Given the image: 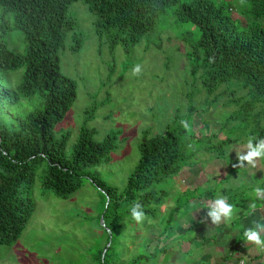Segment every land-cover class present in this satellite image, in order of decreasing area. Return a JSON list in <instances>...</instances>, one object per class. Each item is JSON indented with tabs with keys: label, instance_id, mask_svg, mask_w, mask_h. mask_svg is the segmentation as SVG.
I'll return each mask as SVG.
<instances>
[{
	"label": "trees",
	"instance_id": "obj_1",
	"mask_svg": "<svg viewBox=\"0 0 264 264\" xmlns=\"http://www.w3.org/2000/svg\"><path fill=\"white\" fill-rule=\"evenodd\" d=\"M75 1L79 0H0L3 7L1 33L18 29L23 32L26 43V51L20 54L0 39V71H13L24 66L16 95L5 96L4 100L10 105L20 98L35 96L40 104L28 114L14 118L18 128L13 129L0 120V245L13 244L24 230L34 208L36 180L41 192L52 193L58 198L69 197L90 181L100 190L105 228L108 227L105 217L113 226L122 220L137 222L130 211L137 202L143 206L146 219L156 221L162 210V200L168 193L159 184L168 177L179 175L184 169L194 168L200 161L196 159L200 152L210 155V158H224L225 145L237 141L231 136L220 139L218 132L208 135L196 130L191 116L197 108L193 105L189 107L187 116L175 117L160 132L152 134L149 128L143 130L138 162L122 189L106 186L95 177H86L82 173L85 168L97 167L110 160L109 152L115 147L119 132H108L103 140H95L93 129L86 126L94 109L90 106L86 109L77 142L69 156L65 154L69 133L62 132L59 137L54 134L55 125L64 118L77 95L76 81L63 74L60 68V53L66 47L67 34L73 31L69 44L72 51L79 50L83 43L75 31V19L68 15L69 6ZM80 1L97 15L95 31L98 39L107 40L112 49L121 44L127 50L138 43L143 34L155 27L167 8L172 9V15L178 21L191 22L200 32L197 37H191L190 30L173 32L187 46L184 56L191 66V73L200 72L205 106L210 107L219 98L226 97L222 105L229 107L234 104L237 107L224 116L225 125L229 120L242 118L247 121V135L254 144L264 139V127L256 131L249 127L248 122L255 123L253 126L257 127L261 125L259 118L264 116V25L252 19L243 24L228 11L231 4L228 0ZM242 2L241 12L246 16H264V0ZM9 13L12 21L7 16ZM160 43L156 44L158 48ZM182 120L188 122L187 129L182 126ZM223 129L220 126L219 131ZM230 168L228 175L220 179L221 183L231 177L237 165L232 164ZM221 183L218 187H199L198 193L184 188L177 192L182 195L176 199V206L167 214L157 234L146 237L141 251L117 264H151L167 254L164 239L168 237L176 211L198 195L205 201H213L216 194L227 197L234 209H245L230 223L231 229L237 230L232 238V252L229 256L219 257L218 264H226L231 257L237 258L249 242L245 236L248 228L243 227L240 221L250 213L251 210L247 209L252 205L248 200L252 197L244 192L242 185L230 187ZM181 199L185 202H179ZM195 227L196 224L190 226L191 229ZM111 230L110 234L105 231L104 236L92 245L90 264H116L123 259L124 250L117 252L112 240L107 244L114 232ZM188 232V235L175 236L173 241L198 239L206 244L215 238V234L199 237L191 235L192 231ZM153 238L157 243L152 247ZM189 254L184 252L183 258ZM253 259L255 257L249 261Z\"/></svg>",
	"mask_w": 264,
	"mask_h": 264
},
{
	"label": "rangeland",
	"instance_id": "obj_2",
	"mask_svg": "<svg viewBox=\"0 0 264 264\" xmlns=\"http://www.w3.org/2000/svg\"><path fill=\"white\" fill-rule=\"evenodd\" d=\"M239 1L243 3L242 0ZM241 3L228 0V11L233 17H238L243 24L252 19L255 23L264 25V16L254 18L242 13ZM2 11L3 7L0 5V14ZM68 15L75 19V31L80 34L83 43L79 50L72 51L69 44L73 31L67 34L66 47L60 53V68L63 74L76 81L77 95L64 118L55 125L54 134L59 137L62 132L69 133L65 146V154L69 156L77 142L86 109L90 106H94V109L90 112L92 114L86 126L93 129L95 140H103L108 132H119L115 147L109 152L110 160L97 167L85 168L82 173L86 177H95L106 186L122 189L138 162L143 130L149 128L152 134L160 132L175 117L187 116L189 107L193 105L197 108L196 113L191 116L196 130L208 135L218 132L220 139L231 136L237 138V141L225 145L224 158H210V155L200 152L196 156L200 161L193 169H184L179 175L168 177L159 184L168 193L162 200V210L156 221L146 219L145 216L142 222L122 220L115 222L113 226L105 217L108 226L105 228L103 219L101 220L103 214L100 190L90 181L85 182L69 197L58 198L52 193L41 192L39 181L36 180L32 214L13 244L0 245V264H90L89 251L92 245L100 236H104L105 231L110 234L111 229L114 232L107 244L112 240L117 252L125 251L123 259L116 262L121 263L141 251L142 241L146 237L157 234L167 214L176 206V199L182 195L177 192L193 183L210 182L215 184L214 187L220 186V179L228 175L232 164L237 165V168L227 181H222L223 185H242L244 192L252 197L248 203L255 207L261 206V209L255 210L256 215L263 212V218L257 217L253 227L257 222L264 224V203L256 201L260 196L264 200V189L261 195H257L255 191L260 185L258 176H263L261 182H264V158L258 159L255 166L247 162L241 166L237 158L238 153L246 151V144L250 139L245 124L247 121L236 118L225 125L224 116L237 107L234 104L229 107L222 105L226 97L219 98L210 107L205 106L200 72L191 73V66L184 56L187 46L173 32L190 30L191 37L195 38L199 35V30L189 21H178L172 15V9L167 8L155 27L143 34L138 43L127 50L121 44L112 49L107 40L98 39L95 31L97 15L82 1L73 2L68 8ZM7 16L12 21V14ZM23 36V32L18 29L4 34L0 31V39L20 54L26 51ZM158 43L159 48L156 45ZM136 64L142 66L139 75H133L132 72ZM23 71L24 66L13 71H0V120L13 129L19 127L18 123L13 122L17 115H26L33 108L40 107L39 99L35 96L20 98L17 103L10 105L4 100L5 96L16 95ZM259 119L261 125L255 127V123L248 121L249 127L256 131L264 127V116L261 115ZM220 126L224 128L222 132L219 131ZM217 196L216 194L215 198ZM205 200L204 197L203 200L200 199L205 202L201 206L199 202L189 200L176 211L171 226L178 235L185 225L204 221L198 213L203 210V214H207L210 200ZM179 202H185V199ZM224 223L226 221L219 225ZM260 231L263 234L264 229ZM196 232L203 233L195 229L194 234ZM164 240L167 242V254L151 264H185L179 260L177 245L171 242L169 236ZM156 243L157 239L153 238L151 246ZM187 248L188 245L184 243L183 249ZM250 250L254 256H263L262 261L256 264H264L263 249H256L254 246ZM253 255H247L246 258ZM239 263L253 264L247 260H240ZM189 264H198V260Z\"/></svg>",
	"mask_w": 264,
	"mask_h": 264
},
{
	"label": "crops",
	"instance_id": "obj_3",
	"mask_svg": "<svg viewBox=\"0 0 264 264\" xmlns=\"http://www.w3.org/2000/svg\"><path fill=\"white\" fill-rule=\"evenodd\" d=\"M258 177H260V181H259L260 185L258 188L263 190L264 189V182H261V180L263 179V176H258ZM199 182H201V181H199ZM214 185H215L214 183L202 182V183H198V184L193 183V185H187L186 188L185 187H183V188L186 189V191L194 190L196 193H198L197 188H199V187L209 188V187H214ZM261 193L262 192H260V195H261ZM198 196H199L198 198L193 199V200L199 202L200 206L204 205L205 202L200 201V199L203 200V197H201L200 195H198ZM262 198H263V196H260L257 198L256 201H260L263 204L264 200ZM200 202L203 204H201ZM211 202L212 201H209L208 205ZM263 206H264V204H263ZM260 207L253 208L252 206L251 207L249 206V209H251L252 212L249 213L247 216L243 217V219H241V220H243V223H241V221H240V223L243 225V227L245 226V228H251L254 226V220L257 217L263 218V212H262L263 209L261 211L262 212L261 215L257 216L255 213V210L257 208H260ZM243 211H245V209L241 210L239 208H235L234 213H237V214L234 217H232L230 220H227L226 223L219 225V224H212L210 218H207V214L201 215V210H200L198 214L201 217H203L202 220H204V221H202L201 223L192 222V223L185 225V227L182 230V233H180L179 235H178V232L171 226L170 230L168 231V236L170 237L171 242L175 243L178 247V249H176V251H179L178 253L180 254V257H179L180 262H183L185 264H189L190 262H192L194 260H198V264H218L219 263V261H218L219 257L229 256L230 253L232 252V250H231L232 238L237 234L236 229H231L230 223H231L232 219L238 217ZM205 217H206V219H205ZM181 219H183V217H181ZM221 222H224V220H222ZM193 224H196V227L194 229H191L190 226ZM195 229L201 230L203 233L196 232L194 234ZM188 231H192L191 235L194 234L195 236H199V237H201L203 235L211 236V235L215 234V238H214V240H211V241L207 242L206 244L201 243L198 239L195 241L186 240V239L181 240V241H176V242L173 241L172 238H174L175 236L180 237ZM172 232H174V234H172ZM185 235H188V234L186 233ZM189 235H190V233H189ZM184 243H186L188 245V248L186 250L183 249ZM254 246L256 247V249H258L255 244H253L251 242H247L246 247H244L239 252L240 257L239 256L237 258L231 257L229 260L226 261V264H240L239 263L240 260H242V262L244 260L249 261L250 258L247 259L246 257H247V255H250V256L253 255V254H251L250 249H252ZM184 252H190L189 257L183 258ZM262 252L264 253V249ZM255 256H257V257H255ZM255 256L253 255V257H255V259H253L252 261H249V263L256 264V263L262 261L261 257H263V256L261 254H259V255L257 254ZM203 257H205V258H203Z\"/></svg>",
	"mask_w": 264,
	"mask_h": 264
},
{
	"label": "clouds",
	"instance_id": "obj_4",
	"mask_svg": "<svg viewBox=\"0 0 264 264\" xmlns=\"http://www.w3.org/2000/svg\"><path fill=\"white\" fill-rule=\"evenodd\" d=\"M133 75H139L142 72V66L136 64L132 69ZM182 126L187 129L189 124L187 121H181ZM238 164L243 166L247 164L255 166L258 159L264 158V139H259L255 144L252 139H249L246 144V151L237 154ZM257 195L262 191L256 188ZM255 208V205H252ZM131 216L137 222H142L145 219L143 206L137 202L131 207ZM234 214V206L228 202L227 197L217 196L209 205L207 218H210L212 224H219L222 220L227 221ZM264 229V224L257 222L255 227L245 230L247 241L255 244L257 248L264 249V234L260 231Z\"/></svg>",
	"mask_w": 264,
	"mask_h": 264
},
{
	"label": "water",
	"instance_id": "obj_5",
	"mask_svg": "<svg viewBox=\"0 0 264 264\" xmlns=\"http://www.w3.org/2000/svg\"><path fill=\"white\" fill-rule=\"evenodd\" d=\"M101 220H102V217H101ZM103 255V254H102Z\"/></svg>",
	"mask_w": 264,
	"mask_h": 264
}]
</instances>
